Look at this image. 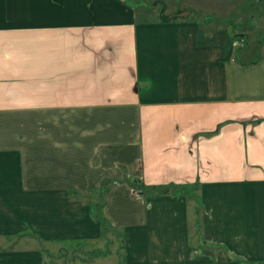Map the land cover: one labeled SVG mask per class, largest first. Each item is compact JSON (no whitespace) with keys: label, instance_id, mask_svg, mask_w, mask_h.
<instances>
[{"label":"crops","instance_id":"obj_1","mask_svg":"<svg viewBox=\"0 0 264 264\" xmlns=\"http://www.w3.org/2000/svg\"><path fill=\"white\" fill-rule=\"evenodd\" d=\"M154 1L0 0V264H264V0Z\"/></svg>","mask_w":264,"mask_h":264},{"label":"rangeland","instance_id":"obj_2","mask_svg":"<svg viewBox=\"0 0 264 264\" xmlns=\"http://www.w3.org/2000/svg\"><path fill=\"white\" fill-rule=\"evenodd\" d=\"M142 1L144 2L143 5L155 4L154 0ZM248 5L249 4L246 2L241 3L243 11L251 10V7ZM255 9L257 10V7ZM194 15H196V13H194ZM258 34L264 35V30L259 28ZM87 193L89 194L90 192L87 191ZM87 193L84 191L82 194L87 195ZM100 196L101 198L103 197V192ZM98 213L99 212L96 210V214ZM51 246L54 247L53 249L57 255L49 256L48 262L50 264H120V258H122L124 254L126 260L124 231L122 228L114 226L108 222L102 223V236L99 239L93 241L89 240L87 242L78 241V243H75L74 241L61 242V244H52ZM97 249L105 250V252L96 255L94 252H96ZM59 253H61V255H58ZM55 256L59 259L55 260ZM125 264H128L127 260L125 261Z\"/></svg>","mask_w":264,"mask_h":264},{"label":"water","instance_id":"obj_3","mask_svg":"<svg viewBox=\"0 0 264 264\" xmlns=\"http://www.w3.org/2000/svg\"><path fill=\"white\" fill-rule=\"evenodd\" d=\"M191 10H188L186 8L183 9H178L176 11L173 12H166V4H163L161 10H160V17L163 20H170V19H176V18H180V17H186L188 18L191 15Z\"/></svg>","mask_w":264,"mask_h":264},{"label":"trees","instance_id":"obj_4","mask_svg":"<svg viewBox=\"0 0 264 264\" xmlns=\"http://www.w3.org/2000/svg\"><path fill=\"white\" fill-rule=\"evenodd\" d=\"M154 188H155V190L157 191V192H164V191H167V190H165L164 188H160V187H157V186H154ZM97 217L98 218H100L101 220H102V223H105V222H108V223H110V224H112L111 222H109L105 217H104V215H102V214H97ZM103 253V252H105V250L103 251L102 249H97L96 250V252H94V254H96V255H99L100 253ZM121 259V261H120V264H125V254L122 256V258H120Z\"/></svg>","mask_w":264,"mask_h":264}]
</instances>
